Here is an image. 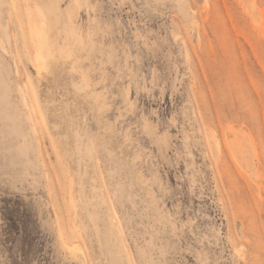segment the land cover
<instances>
[{
	"label": "rangeland",
	"instance_id": "obj_1",
	"mask_svg": "<svg viewBox=\"0 0 264 264\" xmlns=\"http://www.w3.org/2000/svg\"><path fill=\"white\" fill-rule=\"evenodd\" d=\"M0 264H264V0H0Z\"/></svg>",
	"mask_w": 264,
	"mask_h": 264
},
{
	"label": "bare ground",
	"instance_id": "obj_2",
	"mask_svg": "<svg viewBox=\"0 0 264 264\" xmlns=\"http://www.w3.org/2000/svg\"><path fill=\"white\" fill-rule=\"evenodd\" d=\"M40 35H41V34H40ZM40 39H41V38H40ZM40 50H41V49H40ZM45 64H46V63H43V64H41V65H42V66H45ZM39 67H40V66H39ZM40 69H42V68H40Z\"/></svg>",
	"mask_w": 264,
	"mask_h": 264
}]
</instances>
